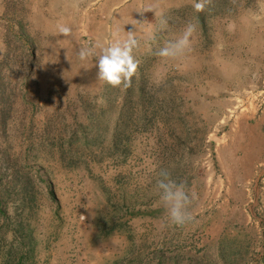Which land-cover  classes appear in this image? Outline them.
<instances>
[{"label": "rangeland", "instance_id": "1", "mask_svg": "<svg viewBox=\"0 0 264 264\" xmlns=\"http://www.w3.org/2000/svg\"><path fill=\"white\" fill-rule=\"evenodd\" d=\"M0 264H264V0H0Z\"/></svg>", "mask_w": 264, "mask_h": 264}, {"label": "crops", "instance_id": "2", "mask_svg": "<svg viewBox=\"0 0 264 264\" xmlns=\"http://www.w3.org/2000/svg\"><path fill=\"white\" fill-rule=\"evenodd\" d=\"M235 152H238L237 150L235 151ZM237 157V156H236ZM237 159V158H236ZM236 164H239V161L238 160H236V162H235ZM253 163L251 162L250 163V169H249V171H253Z\"/></svg>", "mask_w": 264, "mask_h": 264}]
</instances>
